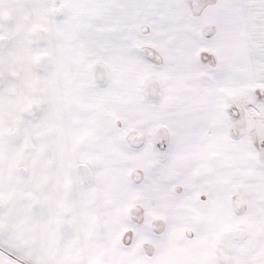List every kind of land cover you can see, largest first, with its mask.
I'll list each match as a JSON object with an SVG mask.
<instances>
[{"label": "snow or ice", "instance_id": "snow-or-ice-1", "mask_svg": "<svg viewBox=\"0 0 264 264\" xmlns=\"http://www.w3.org/2000/svg\"><path fill=\"white\" fill-rule=\"evenodd\" d=\"M0 264H264V0H0Z\"/></svg>", "mask_w": 264, "mask_h": 264}]
</instances>
